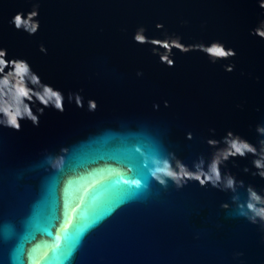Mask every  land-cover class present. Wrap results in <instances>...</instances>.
Segmentation results:
<instances>
[{"label":"water","instance_id":"water-1","mask_svg":"<svg viewBox=\"0 0 264 264\" xmlns=\"http://www.w3.org/2000/svg\"><path fill=\"white\" fill-rule=\"evenodd\" d=\"M37 2L0 0V47L62 89L65 111L45 109L38 127L0 126V264H264V231L237 214L230 191L196 180L165 188L148 171L153 155L175 152L189 166L210 155L209 128L255 142L264 40L249 29L264 9L256 0H39L36 34L8 23ZM158 21L181 43L219 39L237 55L212 64L202 49L173 48L169 68L132 40L140 24L162 38ZM69 91H81L83 107L67 101ZM235 159L238 167L226 163L238 179L264 187L242 171L250 158Z\"/></svg>","mask_w":264,"mask_h":264},{"label":"clouds","instance_id":"clouds-1","mask_svg":"<svg viewBox=\"0 0 264 264\" xmlns=\"http://www.w3.org/2000/svg\"><path fill=\"white\" fill-rule=\"evenodd\" d=\"M256 3L260 9H264V0H256ZM39 11L38 0L33 4L31 11L16 12L8 23L13 25L16 30H23L29 36L34 35L40 28ZM180 23L187 25L189 21L182 19ZM200 27L201 30H205L206 21L202 22ZM155 28L162 30L160 33L162 38L147 35V28L140 24L132 34V40L137 44L151 45V53L158 56L160 63L169 68L175 67L176 63L173 48L180 49L181 53L202 49L199 52L213 54L212 56L207 55L212 64L237 55L233 47H226L225 43L219 39H213L207 43L203 40L194 43H181L183 37L176 32L167 31L163 22H156ZM249 34L264 40V12L260 14L256 25L249 29ZM158 45L159 47H157ZM165 49L167 52L164 51ZM39 50L45 54L48 52L43 43H40ZM222 67L225 72H232L235 64L228 62L222 64ZM142 75L143 70L137 69L136 76ZM257 79L259 78L257 77ZM81 91H69L67 101L71 103L75 98L76 105L83 107ZM163 103L165 107L169 105L168 100H164ZM159 107L158 103L153 104L154 109ZM237 107L242 108L243 105L238 104ZM47 108L55 109L61 113L65 111V93L62 89L43 80L41 75L33 69L28 59L19 56L10 57L8 48L0 47V126L19 131L21 122L27 120L31 121L33 126L38 127L40 117ZM95 108V100H89V110ZM209 132L212 135L206 138V143L211 148V153L207 157L200 154L189 166L175 152H170L166 156L153 155L149 158L152 167L148 171L165 188L168 187L169 180L173 182L176 189L183 188L189 180H196L201 187L210 185L220 191H230L232 193L230 199L238 210L237 214L245 217L252 224H258L264 231V187L257 188L252 183L245 184V180L238 179L226 163L231 160L233 167H238L235 158H250V166L245 164L242 171L264 180V121L255 124V142L231 128L227 129L225 134L219 138H216L215 128H209ZM186 139H193L191 131L186 133ZM131 183L137 188L142 186L139 179L133 180ZM238 189L245 190L246 199L241 200ZM220 206L222 208L230 207L227 202L221 203ZM233 255L241 257L243 252L237 251Z\"/></svg>","mask_w":264,"mask_h":264}]
</instances>
